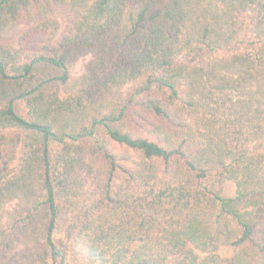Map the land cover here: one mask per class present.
Instances as JSON below:
<instances>
[{"label":"trees","instance_id":"trees-1","mask_svg":"<svg viewBox=\"0 0 264 264\" xmlns=\"http://www.w3.org/2000/svg\"><path fill=\"white\" fill-rule=\"evenodd\" d=\"M0 264H264V0H0Z\"/></svg>","mask_w":264,"mask_h":264},{"label":"rangeland","instance_id":"rangeland-1","mask_svg":"<svg viewBox=\"0 0 264 264\" xmlns=\"http://www.w3.org/2000/svg\"><path fill=\"white\" fill-rule=\"evenodd\" d=\"M34 37H32L26 44L28 45V47H25V49H31L33 47H35L36 45V41L33 39ZM83 63V60H79L77 61L70 69V75H76L81 68V65ZM18 110L23 113V109L21 107L20 104H18ZM234 183L232 182V180H230L229 178H225L223 183H222V192L223 194H225L226 196H232L234 195ZM234 250L231 247H221L219 249V253L222 256H230L231 254H233Z\"/></svg>","mask_w":264,"mask_h":264}]
</instances>
